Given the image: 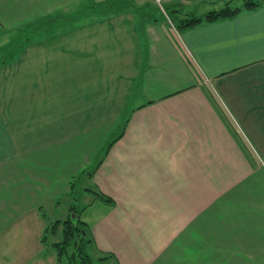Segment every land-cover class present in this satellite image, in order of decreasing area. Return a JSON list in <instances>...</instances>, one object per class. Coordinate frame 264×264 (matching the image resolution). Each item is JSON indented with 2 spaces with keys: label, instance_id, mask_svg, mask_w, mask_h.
<instances>
[{
  "label": "crops",
  "instance_id": "crops-1",
  "mask_svg": "<svg viewBox=\"0 0 264 264\" xmlns=\"http://www.w3.org/2000/svg\"><path fill=\"white\" fill-rule=\"evenodd\" d=\"M107 1L0 0V264H65L46 208L81 179L112 264H264V0H155L243 9L176 33Z\"/></svg>",
  "mask_w": 264,
  "mask_h": 264
},
{
  "label": "trees",
  "instance_id": "trees-1",
  "mask_svg": "<svg viewBox=\"0 0 264 264\" xmlns=\"http://www.w3.org/2000/svg\"><path fill=\"white\" fill-rule=\"evenodd\" d=\"M122 1L125 2V0ZM259 5L260 3L254 2L253 0H244L243 9L252 10L253 8L259 7ZM177 7L167 6L166 10L169 17L168 19L175 23V26L179 31L196 27L204 23L234 18L243 11L242 8L233 7L231 1L226 2L224 6L219 9H214L207 12L203 16H190L189 14L183 16V10L181 9L182 6L179 4ZM128 120L129 119L126 120V123ZM74 190L75 184L72 181L71 194H74ZM97 198L107 202L111 201L104 195H98ZM79 212L77 207L73 205L70 208V213L67 219L63 221H56L47 227L42 238V242L46 244L48 235H55L57 230L61 227L62 239L51 244L52 248L57 254V259L59 262H63L65 258V264H96V262L101 264H112L111 259H115L112 255L100 254L95 258L92 256L90 250L94 247V240L91 236L90 228L85 222L81 220Z\"/></svg>",
  "mask_w": 264,
  "mask_h": 264
},
{
  "label": "rangeland",
  "instance_id": "rangeland-1",
  "mask_svg": "<svg viewBox=\"0 0 264 264\" xmlns=\"http://www.w3.org/2000/svg\"><path fill=\"white\" fill-rule=\"evenodd\" d=\"M138 4H141L142 1L141 0H137ZM254 1H262V0H254ZM152 4L154 5L153 8H156L158 12H161L162 15H167V6L165 4H163L160 1H155L152 2ZM244 1H238L236 2V6H243ZM103 7H107L109 8V12H116L119 11L120 9H125L127 7V5L125 6V2L122 1V3H120V1L118 0H112V1H107L105 2V4L102 5ZM224 6V5H223ZM222 6V7H223ZM173 8V7H170ZM154 14H156V12H154ZM182 16V15H181ZM169 18V17H168ZM68 19V18H67ZM171 22V23H170ZM172 21L168 20V24H169V28L172 30L171 32H175L176 33V29H175V23H173ZM174 27V28H173ZM2 54V52H0V55ZM118 130V129H117ZM87 179H81L80 181H77V184L75 186V190H74V194H72V197H68L65 196L64 198L61 199L60 205H57V207H52V208H46V213L48 216V220L53 223H55L56 220H65L68 218L69 215V207L71 205H75L78 209V212L80 213V216L82 215V211H83V207L85 205H88L91 201H95L94 199V193L92 192H88L85 190V188H89V189H94L93 186L91 184H88ZM90 210V209H89ZM88 210V211H89ZM93 212V209L91 210ZM91 214V212H90ZM83 219V218H82ZM86 221V220H85ZM62 230V228H61ZM49 239L52 240V242H58L62 239V232L60 234H58V236L53 237V236H49ZM94 248H92L90 250V252L92 253V256L95 258L97 257V254H95V251L93 250ZM64 263H66V259L64 258L63 260ZM96 264H101V263H97ZM111 264V263H110Z\"/></svg>",
  "mask_w": 264,
  "mask_h": 264
}]
</instances>
